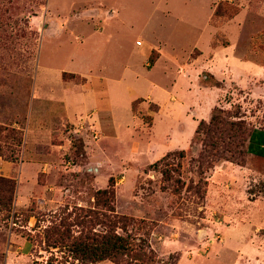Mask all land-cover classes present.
Wrapping results in <instances>:
<instances>
[{
    "label": "rangeland",
    "instance_id": "374dc122",
    "mask_svg": "<svg viewBox=\"0 0 264 264\" xmlns=\"http://www.w3.org/2000/svg\"><path fill=\"white\" fill-rule=\"evenodd\" d=\"M258 129L264 0H0V264H61L44 227L110 179L150 264H264Z\"/></svg>",
    "mask_w": 264,
    "mask_h": 264
},
{
    "label": "trees",
    "instance_id": "16d2710c",
    "mask_svg": "<svg viewBox=\"0 0 264 264\" xmlns=\"http://www.w3.org/2000/svg\"><path fill=\"white\" fill-rule=\"evenodd\" d=\"M219 10L220 7L218 6L213 16H219ZM149 62L150 65L153 63L151 59ZM228 124L233 126L223 117L212 115L209 123L199 122L196 133L205 130L208 132L211 126L215 128L219 125L227 126ZM254 132L255 130L249 135L247 151L259 155L250 148ZM166 159L167 156L163 157L152 164V167L157 168ZM162 174L164 175V173ZM112 182L113 180L110 179L107 189L95 192L93 198L96 207L80 208V213L75 214L72 220H69L72 215L67 214L60 220L44 227L43 243L48 248L62 249L61 252L65 253L61 264H96L103 261L121 264L126 259L142 264L152 262V258L144 249L143 241L137 248H133L127 235V227L129 226L127 217L118 216L112 208L111 204L114 199ZM15 188L16 184L13 179L0 176V215L2 221L12 219L13 223H16V216L13 212ZM30 217L32 216H26L24 222L27 223ZM96 227H100V229L97 230Z\"/></svg>",
    "mask_w": 264,
    "mask_h": 264
},
{
    "label": "crops",
    "instance_id": "0c3cea01",
    "mask_svg": "<svg viewBox=\"0 0 264 264\" xmlns=\"http://www.w3.org/2000/svg\"><path fill=\"white\" fill-rule=\"evenodd\" d=\"M211 16H212V10H211V15H210V18L208 20V23H209V21L211 19ZM136 46H140V45H136ZM159 57H160V54H159ZM225 57H228V55L225 54ZM87 99L91 100L93 103H95L97 101L96 98H95V94H94V98H91V99L87 98ZM67 103H69V106H70V101H68ZM95 107H97V106H95ZM86 109H88V108H86ZM71 111H72V109H71ZM201 120H203V118H199L198 120L195 119V121H196L195 124H197ZM250 148L252 149V151H254L255 153L259 154V155H256V154H252V155L257 157L258 159L262 160V163L264 164V130H262V129L255 130L253 139H252L251 144H250ZM158 158H155L153 161H156ZM256 173H257V171H256Z\"/></svg>",
    "mask_w": 264,
    "mask_h": 264
},
{
    "label": "bare ground",
    "instance_id": "6f19581e",
    "mask_svg": "<svg viewBox=\"0 0 264 264\" xmlns=\"http://www.w3.org/2000/svg\"><path fill=\"white\" fill-rule=\"evenodd\" d=\"M136 45H139V43H136Z\"/></svg>",
    "mask_w": 264,
    "mask_h": 264
}]
</instances>
